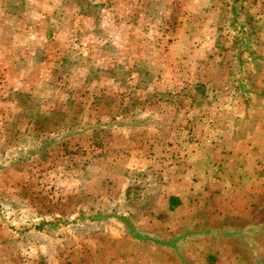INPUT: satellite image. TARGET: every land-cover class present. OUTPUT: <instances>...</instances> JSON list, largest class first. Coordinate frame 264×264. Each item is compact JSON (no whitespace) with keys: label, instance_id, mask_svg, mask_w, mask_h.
<instances>
[{"label":"rangeland","instance_id":"374dc122","mask_svg":"<svg viewBox=\"0 0 264 264\" xmlns=\"http://www.w3.org/2000/svg\"><path fill=\"white\" fill-rule=\"evenodd\" d=\"M259 162L264 0H0V264L193 263ZM256 230L212 243L264 264Z\"/></svg>","mask_w":264,"mask_h":264},{"label":"crops","instance_id":"0c3cea01","mask_svg":"<svg viewBox=\"0 0 264 264\" xmlns=\"http://www.w3.org/2000/svg\"><path fill=\"white\" fill-rule=\"evenodd\" d=\"M262 161V160H261ZM260 165L257 166L256 179L258 180L256 183V188H252L249 193L255 194L253 197H256V202L253 201H244L243 207L240 208V211H236V208H229L226 210V207H222V204H215L210 206L208 204V210L210 211L207 218L205 217H197L193 219V222L197 224V226H204V224H208L205 227H200L198 230L194 231L191 234L190 241L187 244V250H189V256L194 257L193 263L190 264H200V261H197L198 256H218L220 254L225 256L228 254L230 259L227 262L235 261L239 263H243L242 256L240 254L244 253H232L226 251L227 249L222 248V243H212V240L216 242V240H233L236 237H249L252 227L257 229V233H261L262 228H264V162H259ZM235 189L236 187H227ZM226 190V189H225ZM224 188H222V193H224ZM229 190H226L227 192ZM230 192V191H229ZM248 202V204H247ZM200 207L202 206L205 209V204L207 202L200 201ZM258 209L261 210L259 216L249 215V210ZM223 217V218H222ZM229 220L230 223H234L237 226L236 231H232L230 226L225 228H216L215 226H220L222 223L220 221ZM221 224H220V223ZM242 226V227H240ZM208 238L210 242L207 241ZM199 238V239H198ZM202 239L206 240L204 242ZM198 254L197 256H194ZM196 258V259H195ZM233 258V259H232ZM239 261H238V259Z\"/></svg>","mask_w":264,"mask_h":264}]
</instances>
